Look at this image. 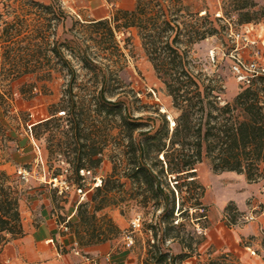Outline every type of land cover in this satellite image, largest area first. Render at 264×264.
I'll use <instances>...</instances> for the list:
<instances>
[{
  "label": "trees",
  "instance_id": "16d2710c",
  "mask_svg": "<svg viewBox=\"0 0 264 264\" xmlns=\"http://www.w3.org/2000/svg\"><path fill=\"white\" fill-rule=\"evenodd\" d=\"M227 1L228 6L222 8L224 14L234 13L241 24L258 23L264 17V6H259L255 0ZM1 3L6 10L0 9V38L7 53L18 45L21 50L28 51L31 40H34L33 45L38 51L44 48L59 54L56 44L47 48L50 44L43 32L36 34L34 31V37L31 36V30L19 20L7 0H0ZM33 3L52 12L51 3L35 0ZM5 15H14L13 19L17 21H3ZM218 19L207 12L200 15V11L192 9L189 0H135L130 10L118 8L110 18L85 23L96 34L90 39L96 42L101 52L107 53L106 59L112 66L90 62L89 46H85L80 54L81 62L94 81L82 88L74 81L76 71L71 66L67 68L71 78L57 108L65 116H52L31 127L36 138L40 129L46 131L54 127L62 132L66 139L64 146L61 140L55 146L66 157L76 183L84 178L81 170L93 173L100 168L106 147L102 131L107 122H112L110 128L117 131L113 136L112 172L96 186L90 201L77 207L79 226L89 228L93 221L98 225L92 229L96 240L81 242V245L106 242L119 232L118 226L105 214L97 215L105 208L122 205L153 208L160 210L161 214L151 223L157 242H148L154 261L149 264H184L197 252L205 237L194 245L192 242L183 243V253L171 254L161 248L158 235L161 231L163 239L179 237L171 233L183 225L174 223L177 220L174 214L176 203L180 215L207 209L203 202L206 187L198 179L197 165L208 161L213 173L235 171L245 174L249 182L261 178L264 78H256L249 86L241 85L242 89L232 100H227L223 98L224 85L217 77L196 70L193 48L224 30ZM132 28L137 30L144 54L162 82L166 95L171 98L172 114L156 106L150 111L153 115L144 116L150 106L136 104L141 102L138 93L126 88L118 75L124 52L116 37L119 32ZM66 43L62 46H70ZM4 71L7 77L13 78L28 72L49 73L46 68L27 65ZM0 97L6 101L4 96ZM55 114L57 112L52 113ZM92 134L94 138H91ZM59 174L58 170L55 177ZM20 200L21 192L13 185L11 175L0 169V243L7 240V235L19 237L24 234ZM224 210L233 223L242 215L233 202H229ZM201 216L206 217V214ZM75 234L79 238V232ZM233 258L230 253L221 252L210 258L207 264H232Z\"/></svg>",
  "mask_w": 264,
  "mask_h": 264
},
{
  "label": "rangeland",
  "instance_id": "374dc122",
  "mask_svg": "<svg viewBox=\"0 0 264 264\" xmlns=\"http://www.w3.org/2000/svg\"><path fill=\"white\" fill-rule=\"evenodd\" d=\"M108 1L115 2L116 0ZM255 1L259 6H264V0ZM7 3L11 10L15 11L19 20H22L25 26L27 25L31 30L32 37H34L32 34L34 31L36 34L40 31L43 32L49 40L50 46L47 48L56 44L59 54L44 48L38 51L33 45L34 40H31L28 51L21 50L18 45L14 51L7 53L4 47L5 43L0 38V96H4L6 99L3 102L0 97V169L11 175L13 185H16L21 192V199L29 191H31V197L36 193H45L50 196L57 220L67 226V230H61L64 234H73L78 247L82 249L88 246L81 245V242L87 243L96 240V237L92 235V229L93 226L96 225L97 227L98 225L93 221L89 228L83 225L79 226L76 219L77 207L80 203L90 201L96 186L112 172L111 153L115 145L113 136L116 135L117 131L110 128L112 122H107L106 128L102 131L106 147L100 168L93 173L85 172L84 178L76 183V178L66 162V157L60 154L59 149L55 146L59 140L63 142L62 146H64L66 139L62 132L56 131L54 127H50L46 131L40 129L36 138L31 127L52 116H65L63 112H58L57 108L71 78L67 68L71 66L76 71L74 80L76 85L80 84L82 88L84 85H91L92 74L83 68L80 56L85 46H89L87 49L88 60L93 63L108 64L109 61L105 55L107 53L101 52L96 42L90 39V36L96 34L93 33V29L85 26V23H89L90 18L80 0H49L44 4L51 3L52 12H47L35 5L33 0H7ZM189 3L192 9L200 11V15L207 12L212 18H219L217 22L224 26V30L219 34L196 44L192 55L196 60V70L210 77H217L225 88L223 98L232 100L242 88L231 70L233 43L229 37V31L230 29H238L245 24L239 23L234 13L224 14L222 8L228 6L227 0H189ZM5 8V5L1 3L0 9L4 11ZM118 8L120 7L117 5L112 6L109 18L116 13ZM13 16L5 15L3 21H17L13 19ZM261 22H264V17L258 23ZM127 37L129 40H126ZM116 40L124 52L123 66L119 69L118 75L121 81L127 85L126 88H132L138 93L141 102L137 101L136 104L150 106L144 116L153 115L150 111H153L156 106L163 112L172 114L171 98L166 95L162 82L157 78L151 63L146 58L137 30L132 28L119 32ZM63 43L70 46L63 47ZM243 52L245 50L241 51L245 57L251 56V50H247L246 55ZM212 53L215 54L214 60ZM19 65H27L30 68H46L49 73L43 75L38 71L28 72L17 78L5 75V69L8 70ZM107 66L111 67V62ZM133 98L131 99L134 102ZM53 112H57V114L52 115ZM97 133L99 134V132ZM92 136L94 138V134L91 135V138ZM208 168H210L208 161L198 164L197 175L207 172ZM20 169L29 173L27 181L20 177ZM58 170L60 174L55 177ZM54 178L66 182L68 188L63 187V191L59 192V188L53 186ZM78 184L81 185L84 193H78ZM203 202L205 205L207 204L204 198ZM123 206H109L97 213L98 216L105 214L119 228V232L112 235L106 242H110L112 247L117 250L126 248L133 264L153 263V258L149 252V243L153 244V242H157V239L153 237L151 223L156 220L161 211L153 208L144 209L137 206L127 208ZM90 209H92L91 206ZM178 209L179 206L176 203L174 214L177 220L174 223L177 226L180 223L183 225L171 230V233L178 234L179 237L163 239L162 233L159 231L158 239L161 248L171 254H179L185 251L183 243L192 242L194 245L198 239L205 237L198 246L197 252L186 259L184 264H207L210 258L221 253H211V249L206 245L207 229L223 221L228 226L247 223H242V215L233 223L225 210L221 211L208 204L206 210L195 213H193L194 210H191L189 215H180L181 212ZM201 214H206V217H199ZM136 216L141 217V226L134 229L132 220ZM76 231L79 232L80 241L75 234ZM128 236L133 238V243L130 246L126 244V237ZM232 264L242 263L234 257Z\"/></svg>",
  "mask_w": 264,
  "mask_h": 264
},
{
  "label": "crops",
  "instance_id": "0c3cea01",
  "mask_svg": "<svg viewBox=\"0 0 264 264\" xmlns=\"http://www.w3.org/2000/svg\"><path fill=\"white\" fill-rule=\"evenodd\" d=\"M46 3L49 0H38ZM89 20L109 18L113 5L132 9L135 0H80ZM255 37L264 43V22L249 23ZM247 54V50L243 52ZM261 178L249 182L246 175L235 171L199 173V181L206 187L205 202L224 211L233 202L242 215L254 212L257 219L242 225L228 226L218 222L206 231V245L216 252H228L242 264H264V162ZM31 188V186H29ZM35 191V190H34ZM30 195V196H29ZM206 204V205H207ZM20 212L24 234L19 237L7 235L0 243V264H90L85 256L96 258L100 264H133L126 248L115 249L110 242L98 243L85 248L75 246L73 234H64L53 210L50 196L27 192L20 200ZM77 248L80 254H77ZM249 248L256 250L255 255Z\"/></svg>",
  "mask_w": 264,
  "mask_h": 264
},
{
  "label": "built area",
  "instance_id": "2783aa9c",
  "mask_svg": "<svg viewBox=\"0 0 264 264\" xmlns=\"http://www.w3.org/2000/svg\"><path fill=\"white\" fill-rule=\"evenodd\" d=\"M246 25V24H245ZM241 26L238 29H230L229 37L233 43L231 50V70L236 77V80L242 86H249L253 83L256 78H264V43L259 41L252 33V28L247 26ZM251 50V56L245 57L241 51ZM212 59L214 60L215 54L212 53ZM81 173L84 174V170H81ZM89 173V172H87ZM20 177L27 181L29 173L26 170H19ZM53 186L59 188V192L63 191V187L68 188L66 182L58 180V178L53 179ZM78 193H84L82 188H77ZM257 219V215L254 212H251L246 215H242V223L250 222ZM141 226V217L136 216L132 220V227L137 229ZM60 228L67 230L65 223H60ZM262 235L264 236V227H261ZM133 243V238L131 236L126 237V244L130 246ZM75 246H78V243H75ZM264 248V243H263ZM249 252L251 255L256 254V250L250 249ZM77 254H80L79 248L76 251ZM85 259L90 262V264H100L99 260L89 256H85Z\"/></svg>",
  "mask_w": 264,
  "mask_h": 264
}]
</instances>
